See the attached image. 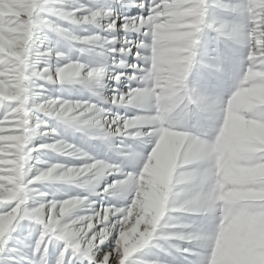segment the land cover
<instances>
[{
	"label": "clouds",
	"instance_id": "9594fccd",
	"mask_svg": "<svg viewBox=\"0 0 264 264\" xmlns=\"http://www.w3.org/2000/svg\"><path fill=\"white\" fill-rule=\"evenodd\" d=\"M0 264H264V0H0Z\"/></svg>",
	"mask_w": 264,
	"mask_h": 264
},
{
	"label": "rangeland",
	"instance_id": "374dc122",
	"mask_svg": "<svg viewBox=\"0 0 264 264\" xmlns=\"http://www.w3.org/2000/svg\"><path fill=\"white\" fill-rule=\"evenodd\" d=\"M208 2H213V0H208ZM223 2H227V0H223ZM4 28L6 30L8 28V26L5 25ZM4 42H6V38H5ZM63 94L66 96H68V95L74 96V95H76V92L74 89H68ZM167 149H168V142L164 141L162 144V149H161V153H160L161 158L166 156ZM59 159H60V161H54V162H60V163H64V162L74 163V162H76L72 158L59 157ZM60 187H62V189L66 190V191L74 190L69 186H60ZM232 246H233V244H232L231 239L228 236L223 237L220 241V244H219V259L227 258L228 254L230 253V251L232 249Z\"/></svg>",
	"mask_w": 264,
	"mask_h": 264
}]
</instances>
